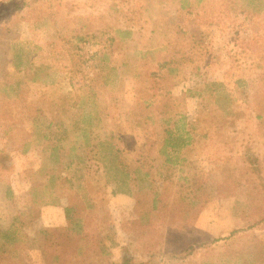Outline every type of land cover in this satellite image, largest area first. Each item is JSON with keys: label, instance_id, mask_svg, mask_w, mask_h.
Wrapping results in <instances>:
<instances>
[{"label": "rangeland", "instance_id": "rangeland-1", "mask_svg": "<svg viewBox=\"0 0 264 264\" xmlns=\"http://www.w3.org/2000/svg\"><path fill=\"white\" fill-rule=\"evenodd\" d=\"M44 1L0 0V264H11L1 258L15 251L20 260L12 264H50L39 251L52 247L50 229L65 219L64 199L51 194L60 187H70L88 213L72 216L73 224L106 254L63 247L52 264H140L152 255L158 264H264V126L254 117L264 109V0H207L194 20L178 14L180 0ZM246 9L251 20L238 13ZM78 20L93 21L86 33L104 31L101 39L76 41L86 34ZM125 25L131 38L106 54L113 30ZM169 59L181 64L166 84L181 105L173 120L192 143L173 153L177 165L166 166L154 124L162 101L147 105L156 87H139ZM237 79L244 88H234ZM17 84L42 111L35 131L32 113L15 107L26 102L3 99ZM67 96L69 111L59 110ZM73 107L77 118L65 120ZM199 120L194 128L211 137L198 148L190 124ZM187 161H195L204 192L201 207L188 210L178 199ZM21 231L26 241L6 239ZM193 244L206 248L188 256Z\"/></svg>", "mask_w": 264, "mask_h": 264}, {"label": "trees", "instance_id": "trees-1", "mask_svg": "<svg viewBox=\"0 0 264 264\" xmlns=\"http://www.w3.org/2000/svg\"><path fill=\"white\" fill-rule=\"evenodd\" d=\"M205 2H207V0H180L179 1V6L177 7V11L178 14L181 15H185L190 17L192 20H194L196 17H199L198 15V6H202ZM44 4L46 6L51 5V0H45ZM197 9V10H196ZM247 9L244 10L243 12L238 11L239 14H244L246 15V19L251 20L252 16L254 15L253 13L249 14L247 13ZM246 12V13H244ZM194 16V17H193ZM56 17L55 13H51L50 14V18L52 19V21H56L54 20ZM190 19V20H191ZM93 22V21H92ZM92 22H90L89 24H85L82 23L81 20L77 21V25H80V29L78 32H89L90 30H92ZM181 22L177 24V29L179 31V33L185 35V32L187 31V25L186 28L182 27L183 25ZM94 31H97L94 30ZM104 34V31H98V34H94V35H90V33H86L82 36H75V40L78 42H91L89 40H100L102 35ZM131 34H132V27H129L128 25H125L124 28H119V29H114L113 33L111 34V37L108 38L109 44L108 46H105L104 48H109L106 52V54H113L115 52V50H117V48L119 47L118 44H124V42L127 39L131 38ZM95 44V42H93ZM114 44V45H113ZM106 50V49H105ZM118 51V50H117ZM174 51H172L170 54H173ZM105 58V56L103 57ZM121 61H119L120 63ZM180 61H178V65L177 66H173V59H169V61H166L165 63H163V65L160 66V68H165L164 71H152L150 72L149 76L147 79H144L142 83H140V87H139V91L141 88V85L143 84V86H145V88L147 90H151L153 88H151L152 86L156 87V90H154L153 92V97H151L152 100H147L145 101L147 105H151L153 103V99L155 98V101L157 102V100L159 99V101H162V106L158 107V112H156L155 117L156 118H160V121L158 122H154L158 124V129H160L162 131V147L160 149V153L164 156V164L166 166H171V165H177L178 161L177 158L173 159V153L184 147L187 146L188 144H191V140L188 138H184L182 139V137H180L179 133L181 132L180 126H178L177 122H179V119H177L174 122V118H177L175 111H173V107L174 106H178L179 104H176V99L175 98H171V95L169 94V89L168 86L171 87V85H166L169 82H172L173 77L176 74L177 68L178 66H180ZM152 78V79H151ZM174 83V82H173ZM210 85H217V83L212 82V84L210 83ZM138 86V84H137ZM8 87V88H7ZM4 89V101L11 99V95L13 97H15L14 99L19 101V100H24L23 103H25V98L24 96V89L21 87L20 84H17L16 86H7ZM244 82L243 80L237 79V81L235 82V87L236 89L239 88H244ZM206 90L211 91L209 84L206 86ZM171 99V100H170ZM255 99H259L255 98ZM254 99V100H255ZM171 101V102H166V101ZM71 98L69 96H67L66 100L65 98L62 100V102H67L66 104L63 103L62 106L59 107V110L64 109L69 111L70 106L68 104H70ZM181 105H179L180 107ZM5 107V106H4ZM15 107L19 110L22 111L20 113V115L24 116H28V114L32 113L30 115V117H27L28 122H30L31 125H33L34 127V131L35 128H37L36 125V121L38 119L39 115H42V111L39 109V107L37 106H33L32 103H28L26 102V104L24 105V107H19L18 105H15ZM72 109V113H74L72 116H66L64 115V119L68 120L69 118H71V120L73 121V118H77V114L75 113L76 110L73 107ZM184 113L181 112L179 113V117H181L184 120ZM255 119L258 122L260 127L264 126V109H257L255 111ZM152 118V117H151ZM162 118V119H161ZM206 121V120H205ZM200 122H202V120L200 121H194V123H191L190 126L193 127V134H194V141L193 144H195L196 146H200L202 144L206 145L207 142L204 141L205 139H209L211 136L210 134L207 133V131L202 134L200 132H198L194 127H197L200 124ZM204 122V121H203ZM153 124V121L151 122ZM173 127V129H172ZM80 128V126H79ZM66 126L64 127L63 130V136L61 140H64L67 137V131H66ZM195 130V132H194ZM176 134V135H175ZM166 135V136H165ZM35 136V135H34ZM39 137V136H38ZM38 137H36L35 139H37ZM48 137L45 135V139H47ZM33 142V141H32ZM30 145H28V148ZM198 146V148H199ZM27 150L24 149V151ZM208 161V163L211 161V158L209 157H205V155H203V158ZM185 164V163H184ZM134 175H138L139 173H141L139 171V168H135L133 170ZM146 176H149L148 173H145ZM139 180V179H138ZM140 180H144L143 178H140ZM139 180V181H140ZM183 181L182 185L179 187L178 190V199H179V203L183 205V209L186 208L188 210V208H190L191 206H194L195 204H197L198 206L201 205L200 200H202V196L204 195L203 192V188L201 187V185L199 184L198 180L199 177L197 175V167L195 164V161H187L186 163V172L184 174V177L181 179ZM138 181V182H139ZM140 183V182H139ZM53 192H58L60 194V198L64 199L65 201V206H64V212H65V219L67 222V225L64 227H60V228H54V229H50L52 230V234L54 236L53 238V243H52V247L46 250H43L40 252V258L42 261L47 262L52 264V262L59 260V252H61V248L66 247L67 249L70 248H75V250L77 251V253H83L84 255H87L89 252L95 256H99L98 258L101 257V254L104 255L106 254L104 252V249L102 248V246L100 245H96L93 243H88L86 240L85 235H83L81 232H79V230L81 229V225L78 224H73V217L75 216L77 217V219H82V217H86V215L88 214L85 209L84 206L82 204V202L78 199L77 194L71 190L70 187L65 188V187H60L58 188V191H52L51 194ZM59 198V199H60ZM156 201V199H155ZM156 206H158L160 208H164L165 206H167L166 204L163 205L162 207L160 206V202L159 199L156 201ZM201 207V206H200ZM165 209V208H164ZM163 209V210H164ZM85 212V213H84ZM85 221V218H84ZM128 224H130V231L131 229L134 227V223L132 221H128ZM75 228H77V230H75ZM154 228V227H153ZM152 228V229H153ZM170 232H173L172 229L173 227L170 226ZM248 230L252 229V227L247 228ZM246 231V229H245ZM133 233V231H131ZM241 230L238 231H232V233L225 238L220 239V241H228V239H233V235L240 233ZM134 234V233H133ZM137 235V232L135 233ZM138 234H142V233H138ZM145 236L147 234H144ZM143 236V235H142ZM173 236V235H172ZM207 241H211V243H214L216 241H218V239H212L211 237H208ZM209 244V243H207ZM98 246V247H97ZM203 247V248H201ZM201 248L204 249L206 247H204L202 244H193L188 248V256H192L195 254V252L197 251L196 249ZM162 252V251H160ZM170 251H167L166 253H168ZM165 254V253H164ZM170 254V253H169ZM188 256H184V258L188 257ZM254 256H256L254 254ZM258 256V253H257ZM1 260L6 261L10 260L9 256H5L2 257ZM245 261V260H244ZM243 261V262H244ZM161 262V258L155 255L149 256L148 260H146V263H140V264H158ZM99 263L101 264V261H99ZM247 263V260L245 261L244 264ZM82 264H88V263H82ZM91 264V262L89 263ZM111 264H127L126 262L122 261L121 263H111ZM248 264V263H247Z\"/></svg>", "mask_w": 264, "mask_h": 264}, {"label": "crops", "instance_id": "crops-1", "mask_svg": "<svg viewBox=\"0 0 264 264\" xmlns=\"http://www.w3.org/2000/svg\"><path fill=\"white\" fill-rule=\"evenodd\" d=\"M62 201H63V200H62ZM52 204H55V203H52ZM39 205L42 206L43 204H42V203H39ZM64 206H65V203H64L62 209H64ZM60 207H61V206H60ZM64 215H65V212H64ZM37 218H38V221H39V222L43 219L41 215H40V216H37ZM63 219H64V217H63ZM64 223H65V225H64ZM64 226H66V219H64V222L62 223V225H59V226H52L51 229H54V228H60V227H64ZM18 234H19V233H18ZM18 234H16V235L13 234L12 236L9 235V234H7V238H6V239H8L11 243H14V245H15L16 241H21V240L26 241V237L28 236L26 232H22V231H21V235H18ZM19 252H20V250H19ZM39 252H41V250H40ZM9 257H10V260H11L12 262H16L17 260H20V257H18V256L16 255V251L13 252L12 254H10ZM39 263H40V262H39Z\"/></svg>", "mask_w": 264, "mask_h": 264}]
</instances>
